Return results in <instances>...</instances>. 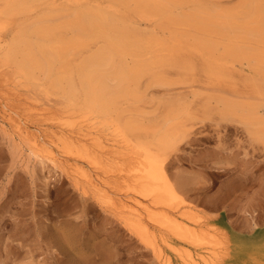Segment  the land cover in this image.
<instances>
[{
  "label": "bare ground",
  "instance_id": "obj_1",
  "mask_svg": "<svg viewBox=\"0 0 264 264\" xmlns=\"http://www.w3.org/2000/svg\"><path fill=\"white\" fill-rule=\"evenodd\" d=\"M41 1L0 0V103L14 134L74 188L92 190L100 209L126 229L138 216L126 203L141 196L135 203L144 205L138 217L144 224L133 227L143 241L155 239L150 226L203 247L209 238L174 216L189 203L179 194L183 183L168 181L164 163L185 141L187 122L216 132L234 127L264 151V0H101L108 11L76 6L22 22ZM122 6L157 23L160 34L133 28L115 13ZM17 83L40 84L61 102L60 116L32 117L19 104ZM117 179L136 182L138 190L122 193ZM190 209L181 219L198 218ZM220 234L226 249L213 260L174 252L187 264H264V246L232 245Z\"/></svg>",
  "mask_w": 264,
  "mask_h": 264
},
{
  "label": "rangeland",
  "instance_id": "obj_2",
  "mask_svg": "<svg viewBox=\"0 0 264 264\" xmlns=\"http://www.w3.org/2000/svg\"><path fill=\"white\" fill-rule=\"evenodd\" d=\"M100 1L43 0L36 3L33 14L23 16L22 22L45 10L65 14L76 6L96 8L101 5ZM101 6L109 10L107 2ZM130 10L122 6L115 13L143 34H160L157 23L141 20ZM13 89L23 96L24 101L19 104L24 103L22 108H28L35 119H48L50 114L59 117L63 111L61 102L47 94L40 84L17 83ZM153 93L155 97L162 95L161 91ZM0 109V264H181L182 259L187 264L189 261L185 259V253H190L195 261L209 256L213 260L217 252L221 254L224 252L222 249H226L220 234L224 232L212 225L205 210L222 211L224 206L226 210L223 201L234 202V210L240 212L238 215L245 218L246 223L264 227V151L253 147L242 131L234 127L216 132L207 125L200 128L192 122L185 123V141L168 155L164 163L168 181L175 185L179 181L183 183L185 189L182 187L179 194L189 203L175 210V218L191 223L206 240H211H207L209 244L201 245L204 248L201 249L186 246L166 231L157 233L150 226L146 229L148 236L155 238L154 241L150 243L140 239L133 225L143 227L144 224L143 217L138 221L139 209H143L144 205L135 203L143 201L141 196L135 195L133 203H126L138 214L134 215V222L133 218L130 219L133 223L129 222L131 228L126 229L120 221L100 209L90 193L92 190L85 188L88 195L83 189L80 191V187L77 190L61 169L32 154L31 143L20 142L7 122L8 112L3 103H0ZM117 181L122 193L128 189L126 187L130 189L125 192L132 191V194L138 190L136 182H126L130 184L125 185L122 180ZM126 204L124 207L128 208ZM189 209L196 212V217L203 216V219L194 218L193 222L197 225L191 220L181 219V215ZM254 212L257 214L255 217ZM247 215H251L253 220L250 221ZM129 229H133L132 232ZM174 250L182 251L184 255L178 256Z\"/></svg>",
  "mask_w": 264,
  "mask_h": 264
},
{
  "label": "crops",
  "instance_id": "obj_3",
  "mask_svg": "<svg viewBox=\"0 0 264 264\" xmlns=\"http://www.w3.org/2000/svg\"><path fill=\"white\" fill-rule=\"evenodd\" d=\"M223 202L227 206L226 210L225 206L224 210L222 211L205 210L206 214L209 215L212 225L226 232L230 244L232 245L241 244L244 248L251 246L258 247V245L264 246V227L252 226L251 222L246 223L245 218H242L238 215L240 214V212L234 210L236 207L234 202ZM253 214L254 217L257 215L256 212H254ZM247 216H249L250 221L253 220L251 215ZM230 247H228V249H230Z\"/></svg>",
  "mask_w": 264,
  "mask_h": 264
}]
</instances>
